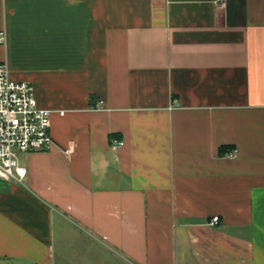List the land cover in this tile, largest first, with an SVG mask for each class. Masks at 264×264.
I'll list each match as a JSON object with an SVG mask.
<instances>
[{"label": "crops", "instance_id": "1", "mask_svg": "<svg viewBox=\"0 0 264 264\" xmlns=\"http://www.w3.org/2000/svg\"><path fill=\"white\" fill-rule=\"evenodd\" d=\"M1 30L53 145L0 179V264H264V0H0Z\"/></svg>", "mask_w": 264, "mask_h": 264}, {"label": "built area", "instance_id": "2", "mask_svg": "<svg viewBox=\"0 0 264 264\" xmlns=\"http://www.w3.org/2000/svg\"><path fill=\"white\" fill-rule=\"evenodd\" d=\"M229 0H212L215 9H225ZM6 40L5 30L0 31V43ZM51 111L38 106L33 86L26 81L10 77L6 61L0 62V179L22 181L27 169L19 154L32 150L49 149L53 145L50 134ZM123 141L114 139V145ZM70 153V149H65ZM237 150L229 152L235 156ZM214 216L211 224H216Z\"/></svg>", "mask_w": 264, "mask_h": 264}]
</instances>
